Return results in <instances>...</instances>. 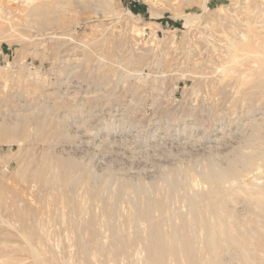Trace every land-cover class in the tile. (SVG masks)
<instances>
[{"label":"rangeland","instance_id":"1","mask_svg":"<svg viewBox=\"0 0 264 264\" xmlns=\"http://www.w3.org/2000/svg\"><path fill=\"white\" fill-rule=\"evenodd\" d=\"M0 264H264V0H0Z\"/></svg>","mask_w":264,"mask_h":264},{"label":"bare ground","instance_id":"2","mask_svg":"<svg viewBox=\"0 0 264 264\" xmlns=\"http://www.w3.org/2000/svg\"><path fill=\"white\" fill-rule=\"evenodd\" d=\"M211 165V164H210ZM218 169V168H217ZM219 170V169H218ZM207 171V170H206ZM210 171V170H209ZM208 174H210L209 172H208ZM207 176V175H206ZM211 176V175H210ZM223 174L222 173H220V172H218V174H217V177L218 178H220L221 180L223 179ZM212 178V177H211ZM209 179V178H208ZM216 179V178H215ZM211 181V180H210ZM221 182V181H220ZM222 182H223V180H222ZM219 183V182H218ZM214 185V184H213ZM218 186H219V184H218ZM218 192V191H217ZM217 195H220V194H218L217 193ZM173 208V207H172ZM157 215V214H156ZM215 222V221H214ZM215 224V223H214ZM213 225V224H212ZM216 225V224H215ZM223 229V228H222ZM221 228H220V230H222ZM213 230V229H212ZM215 230V229H214ZM210 232V231H209ZM215 234V233H214ZM212 236V235H211ZM213 238V237H212Z\"/></svg>","mask_w":264,"mask_h":264}]
</instances>
